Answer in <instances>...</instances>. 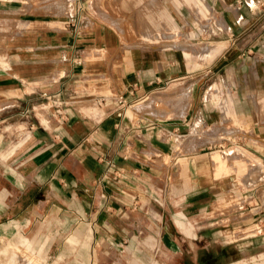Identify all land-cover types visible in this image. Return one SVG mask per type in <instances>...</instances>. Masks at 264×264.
Instances as JSON below:
<instances>
[{"label": "crops", "instance_id": "obj_1", "mask_svg": "<svg viewBox=\"0 0 264 264\" xmlns=\"http://www.w3.org/2000/svg\"><path fill=\"white\" fill-rule=\"evenodd\" d=\"M203 1L225 30L213 22L211 31L186 23L178 27L175 44L127 46L112 27L90 19L89 27L83 21L84 26L36 33L40 50L57 54L61 47L64 54L61 75L52 81L42 76L36 97L34 91L17 94L16 84L0 73V103L19 101L21 114L34 117L0 134L2 231L30 224L28 212L48 210L53 239L71 243L78 264H177L172 258L178 264H264V151L237 160L244 171L253 157L261 170L235 191L234 179L219 183L216 177L227 166L208 148L219 143L174 137L196 124L225 125L223 108L205 101L206 91L212 100L219 93L231 97L243 116L251 115L250 100L264 99V0ZM91 2L72 0L73 16ZM16 18L20 24L56 22ZM219 34L225 35L221 44L207 38ZM241 34L254 39L238 43L234 37ZM192 48L210 51V77L198 74L201 60L188 58ZM239 58L242 63L234 61ZM242 66L249 77L230 74ZM222 67L224 78L216 73ZM103 91L123 96L128 105ZM148 98H183L182 115L126 113ZM41 106L43 121L35 114ZM236 200L239 213L232 209Z\"/></svg>", "mask_w": 264, "mask_h": 264}, {"label": "rangeland", "instance_id": "obj_2", "mask_svg": "<svg viewBox=\"0 0 264 264\" xmlns=\"http://www.w3.org/2000/svg\"><path fill=\"white\" fill-rule=\"evenodd\" d=\"M72 10V0H10L5 6L0 3V73L5 74L16 84L17 94L22 91H34L31 96L36 97L35 89L42 85V76L45 80V74H48L47 79L52 81L62 73L60 69L64 58L62 48H59L57 54L40 50L36 46L38 41L36 33H39L40 30L45 32L54 26L58 30H63L66 26L80 27L84 26L83 21L87 22L89 27L93 20L100 26L107 24L112 27L120 34V37L122 36L123 44L127 46L131 43L139 44L142 47L157 42L175 44L179 34L178 27L186 23L187 26L188 24L201 26L204 31L212 30L211 22L220 30L226 28L224 21L215 17L203 0H92L90 9L85 8L84 11H80V14L77 13L78 16H73ZM84 12L86 13L85 20L82 18ZM16 17H21L23 21L56 22L47 25L30 22L20 24ZM165 33L168 38L163 41ZM207 38L221 44L225 35L219 34L207 36ZM253 39L254 35L249 34L234 37L238 43L253 41ZM210 54V51L208 52L206 49H203L202 53H195L193 48L188 50V58L196 56L203 62V66L199 67L201 69L198 72L199 75H208V77L212 75L209 66ZM234 61L242 63L241 58ZM55 65L59 67L57 71ZM51 70H53L52 75H50ZM244 72H247L249 77L248 67H237L234 72L230 70V74L235 73L237 76ZM216 73L220 78H224L228 72H225L222 67ZM249 87L252 91L257 88L253 79H250ZM100 94L109 99L117 97L116 93L112 91H103ZM209 96V92L206 91L204 100L223 108V124L225 125L212 127L196 124L174 137L180 140H191L196 142L195 144H205L208 141L212 144L219 143V147L212 145L208 148L209 151H214L219 158L224 159L227 166L226 170L222 169L226 173L216 174V177H219V183L226 181L227 176L229 179H234V189L238 191L243 186L252 183L250 176L254 175L255 171L261 170L258 166L260 164L254 161L253 157L251 158L254 165L247 164L244 171L237 160H241L239 159L241 156H254L264 151V99L250 100L251 115L243 116L237 111L238 106L231 97L224 98L219 93L218 98L212 100ZM185 99H189L188 94L185 95ZM178 100L171 98L167 101L169 103H166L160 99L148 98L126 108V113L130 115L132 111L145 112L149 109L153 116L172 119L182 115L180 111L184 107V100L183 98L181 101ZM6 105L13 107L0 111L1 135L10 125L12 128L18 125L21 128L24 127V123L34 119L33 114H21L22 103L19 101L17 103L1 102L0 109ZM43 108L44 106L35 109V114L42 121L47 114L44 111L46 108ZM224 144H232L233 147H227ZM234 158L235 163L233 164ZM261 174L264 177V170ZM239 207L240 203H237L236 200L232 209L239 213L241 211L238 209ZM27 215V222L31 225L13 224L4 231L0 229V264H78L77 259L71 255L73 252H70V247L73 245L64 242L58 243L53 239L51 229L54 228L50 225L52 212L48 210L31 211ZM40 222L41 224L45 223L38 228L34 227L35 223ZM42 232L48 239L47 242L41 241V235L35 236L36 233L42 234ZM58 238V235L55 236V239ZM172 261L178 264L180 260L172 258Z\"/></svg>", "mask_w": 264, "mask_h": 264}, {"label": "built area", "instance_id": "obj_3", "mask_svg": "<svg viewBox=\"0 0 264 264\" xmlns=\"http://www.w3.org/2000/svg\"><path fill=\"white\" fill-rule=\"evenodd\" d=\"M116 101L120 105H126V106L128 105L126 99L123 96H117Z\"/></svg>", "mask_w": 264, "mask_h": 264}, {"label": "bare ground", "instance_id": "obj_4", "mask_svg": "<svg viewBox=\"0 0 264 264\" xmlns=\"http://www.w3.org/2000/svg\"><path fill=\"white\" fill-rule=\"evenodd\" d=\"M185 94V93H184ZM183 97V96H182ZM181 98V97H180ZM249 164H253V162H250ZM254 165V164H253ZM263 176H264V174H263Z\"/></svg>", "mask_w": 264, "mask_h": 264}]
</instances>
